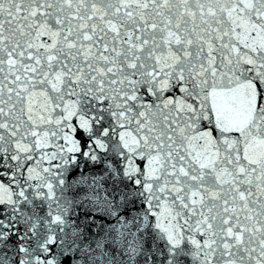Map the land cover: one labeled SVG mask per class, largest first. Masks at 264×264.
Returning <instances> with one entry per match:
<instances>
[{
  "label": "snow or ice",
  "instance_id": "1",
  "mask_svg": "<svg viewBox=\"0 0 264 264\" xmlns=\"http://www.w3.org/2000/svg\"><path fill=\"white\" fill-rule=\"evenodd\" d=\"M115 148L170 241L145 264H264V0H0L10 264H91L64 171Z\"/></svg>",
  "mask_w": 264,
  "mask_h": 264
},
{
  "label": "water",
  "instance_id": "2",
  "mask_svg": "<svg viewBox=\"0 0 264 264\" xmlns=\"http://www.w3.org/2000/svg\"><path fill=\"white\" fill-rule=\"evenodd\" d=\"M64 180L58 206L64 215V236L78 237V247L84 242L81 256L90 254L91 264H145L147 258L169 248L167 233L144 207L147 200L135 186L134 173L125 166L118 148L103 160L81 162L78 170L65 169ZM102 192L106 194L103 198ZM40 207L51 210L47 202ZM14 236L13 232L0 241V248L7 249L0 253L5 264L15 258L18 241L27 237V229L23 237L13 240Z\"/></svg>",
  "mask_w": 264,
  "mask_h": 264
}]
</instances>
